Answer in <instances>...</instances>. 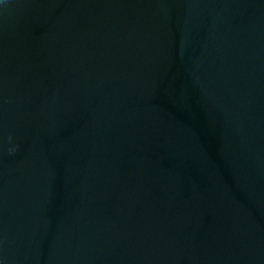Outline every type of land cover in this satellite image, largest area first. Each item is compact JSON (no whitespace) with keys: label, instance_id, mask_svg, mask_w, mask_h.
I'll list each match as a JSON object with an SVG mask.
<instances>
[{"label":"water","instance_id":"1","mask_svg":"<svg viewBox=\"0 0 264 264\" xmlns=\"http://www.w3.org/2000/svg\"><path fill=\"white\" fill-rule=\"evenodd\" d=\"M0 264H264V0H0Z\"/></svg>","mask_w":264,"mask_h":264}]
</instances>
